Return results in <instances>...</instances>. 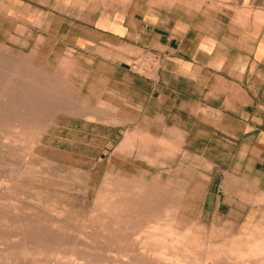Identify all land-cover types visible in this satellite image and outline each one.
<instances>
[{
  "label": "rangeland",
  "instance_id": "374dc122",
  "mask_svg": "<svg viewBox=\"0 0 264 264\" xmlns=\"http://www.w3.org/2000/svg\"><path fill=\"white\" fill-rule=\"evenodd\" d=\"M14 2L6 0V8L27 26L20 27L26 37L0 43V254L9 259L2 255L0 264H263L264 193L242 185L233 206H224L212 197L208 167L197 169L184 156L174 169L157 143L107 124L124 120L83 119L99 110L78 103L75 63L70 58L61 68L27 43L28 30L60 6L70 14L78 8L81 18L92 7H111L119 19L128 0Z\"/></svg>",
  "mask_w": 264,
  "mask_h": 264
},
{
  "label": "crops",
  "instance_id": "0c3cea01",
  "mask_svg": "<svg viewBox=\"0 0 264 264\" xmlns=\"http://www.w3.org/2000/svg\"><path fill=\"white\" fill-rule=\"evenodd\" d=\"M68 9L45 13L27 43L61 68L75 63L78 103L99 110L83 119L124 120L107 124L157 143L174 169L184 156L208 167L224 206L242 185L264 193V0H128L119 19L111 7ZM21 26L0 0V43L26 37ZM143 52L155 55L149 75L133 66Z\"/></svg>",
  "mask_w": 264,
  "mask_h": 264
},
{
  "label": "bare ground",
  "instance_id": "6f19581e",
  "mask_svg": "<svg viewBox=\"0 0 264 264\" xmlns=\"http://www.w3.org/2000/svg\"><path fill=\"white\" fill-rule=\"evenodd\" d=\"M10 97H11V96H10ZM3 100H5V99H3ZM17 130H18V129H17ZM34 132H35V131H34ZM10 135H11V134H10ZM11 139H12V138H11ZM14 139H15V138H14ZM3 141H5V140H3ZM11 141H12V140H11ZM16 141H17V139H16ZM21 142H22V141H21ZM21 142H20V143H21ZM3 143H4V142H3ZM3 143H2V144H3ZM7 143H9V142H7ZM26 143H27V142H26ZM16 144H17V142H16ZM16 144H14V145H16ZM18 144H19V141H18ZM9 145H10V143H9ZM10 146H11V145H10ZM32 146H33V145H32ZM8 147H9V146H8ZM13 148H14V147H13ZM2 150H3V149H2ZM25 151H27V150H25ZM123 191H124V190H123ZM123 193H126V191L123 192ZM126 194H127V193H126ZM142 194H143V193H142ZM117 197H118V195H117ZM5 199H6V198H5ZM120 199H121V198H120ZM10 200H11V199H10ZM8 201H9V200H8ZM110 202H111V201H110ZM110 202H109V203H110ZM114 203H115V202H114ZM122 203H123V202H122ZM7 204H8V203H7ZM107 204H108V203H107ZM3 205H4V204H3ZM105 205H106V202H105ZM113 205H114V204H113ZM120 205H121V204H120ZM122 205H124V204H122ZM125 205H126V204H125ZM162 205H163V204H162ZM103 206H104V205H103ZM115 206H116V205H115ZM139 206H141V204H139ZM119 207H120V206H119ZM125 207H126V206H125ZM0 208H1V207H0ZM18 208H19V207H18ZM108 209H109V208H108ZM108 209H106V211H107ZM111 209H112V208H111ZM122 209H123V208H122ZM2 210H3V209H2ZM28 210H29V209H28ZM50 210H51V209H50ZM16 211H17V210H16ZM29 211H30V210H29ZM55 211H56V210H55ZM106 211H105V212H106ZM110 211H111V210H110ZM110 211H109V212H110ZM139 211H140V210H139ZM33 212H34V211H33ZM63 212H64V211H63ZM111 212H114V211H111ZM125 212H126V211H125ZM151 212H152V211H151ZM3 213H4V212H3ZM6 213H7V212H6ZM12 213H13V212H12ZM14 213H17V212H14ZM106 213H107V215L109 214L108 211H107ZM9 214H10V213H9ZM18 214H19V213H18ZM38 214H39V213H38ZM27 215H28V214H27ZM30 215H31V214H30ZM125 215H126V214H125ZM0 216H1V215H0ZM3 216H5V213H4ZM9 216H10V215H9ZM16 216H17V215H16ZM19 216H23V215L20 214ZM31 216H32V215H31ZM120 216H121V215H120ZM33 217H34V216H33ZM4 218H5V217H4ZM19 218H20V217H19ZM25 218L27 219V217H25ZM121 218H122V216H121ZM0 219H1V218H0ZM20 219H21V218H20ZM20 219H19V221H22V220H20ZM22 219H23V218H22ZM26 219H24V220H26ZM36 219H37V218H36ZM39 219H41V218L39 217ZM39 219H38V220H39ZM2 220H3V219H2ZM17 220H18V219H17ZM27 220H28V219H27ZM48 220H49V219H48ZM121 220H122V219H121ZM9 221H10V220H9ZM13 221H14V220H13ZM15 221H16V220H15ZM29 221H33V220H29ZM29 221H28V222H29ZM54 221H55V220H54ZM119 221H120V220H119ZM123 221H125V220H123ZM2 222H3V221H2ZM4 222H5V221H4ZM24 222H25V221H24ZM38 222H39V221H38ZM7 223H8V222H7ZM7 223H6V225H7ZM9 223H10V222H9ZM11 224H12V223H11ZM40 224H41V223H40ZM42 225H43V224H42ZM14 226H15V225H14ZM142 226H143V225H142ZM151 226H152V225H151ZM156 226H157V225H156ZM156 226H154V227H152V228L154 229ZM167 226H169V225H167ZM18 227H19V226H18ZM21 227H22V225H21ZM26 227H27V226H26ZM147 227H148V226H147ZM159 227H160V226H159ZM5 228H6V227H5ZM11 228H12V227H11ZM27 228H28V227H27ZM31 228H32V227H31ZM35 228H36V227H35ZM38 228H39V227H38ZM161 228H162V227H161ZM13 229H16V228H13ZM32 229H33V228H32ZM39 229H40V228H39ZM42 229H43V228H42ZM158 229H160V228H158ZM167 229L169 230V228H167ZM256 229H257V228H256ZM27 230H28V229H27ZM30 230H31V229H30ZM33 230H35V229H33ZM33 230H32V231H33ZM149 230H151V229L149 228ZM149 230H148V232H149ZM164 230H165V229H164ZM0 231H1V230H0ZM4 231H5V230H4ZM8 231H9V230H8ZM35 231H36V230H35ZM35 231H34V232H35ZM37 231H38V229H37ZM39 231H40V230H39ZM151 231H154V230H151ZM155 231H157V230L155 229ZM18 232H20V231H18ZM18 232H17V233H18ZM162 232H163V231H162ZM2 233H5V232H1V234H2ZM6 233H7V232H6ZM6 233H5V234H6ZM11 233H12V232H11ZM24 233H25V232H24ZM27 233H28V232H27ZM42 233H43V232H42ZM47 233H48V232H47ZM49 233H50V232H49ZM103 233H104V231H103ZM105 233H106V232H105ZM150 233H151V232H150ZM168 233H170V232H168ZM168 233H167V234H168ZM173 233H174V231H173ZM173 233H171V235H172ZM9 234H10V233H9ZM9 234L7 233L8 236H9ZM28 234H29V233H28ZM40 234H41V232H39V235H40ZM108 234H109V233H108ZM111 234H112V233H111ZM111 234H110V235H111ZM147 234H148V233H147ZM155 234H156V233H155ZM164 234L166 235V233H164ZM174 234H175V233H174ZM13 235H14V234H13ZM15 235H16V234H15ZM36 235H37V234H36ZM51 235H52V234H51ZM53 235H54V234H53ZM149 235H150V234H149ZM0 236H1V235H0ZM5 236H6V235H5ZM24 236H25V235H24ZM33 236H34V235H33ZM81 236H82V235H81ZM123 236H124V235H123ZM123 236H122V237H123ZM145 236H146V234H145ZM153 236H154V235H153ZM153 236H151V237H153ZM157 236H158V235H157ZM160 236H161V235H159V237H160ZM172 236H173V235H172ZM176 236H177V234H176ZM180 236H181V235H180ZM180 236H179V237H180ZM1 237H2V236H1ZM39 237H40V236H39ZM44 237L47 238V236H44ZM54 237H55V236H54ZM61 237H62V236H61ZM61 237H60V238H61ZM74 237H75V236H74ZM154 237H155V236H154ZM174 237H175V236H174ZM179 237H178V238H179ZM183 237H184V236H183ZM10 238H12L11 235H10ZM24 238H25V237H24ZM108 238H109V237H108ZM110 238H111V237H110ZM160 238H161V237H160ZM160 238H159V239H160ZM162 238H164V237L162 236ZM162 238H161V239H162ZM166 238H167V236H166ZM166 238H165V239H166ZM170 238H171V237H170ZM176 238H177V237H176ZM176 238H175V240H176ZM184 238H185V237H184ZM29 239H30V238H29ZM41 239H42V238H41ZM145 239L148 240V238H145ZM159 239H158V240H159ZM165 239H163V240H165ZM168 239H169V238H168ZM262 239H263V238H262ZM30 240H31V239H30ZM47 240L49 241V239H47ZM54 240H55V239H54ZM54 240H53V241H54ZM83 240H84V239H83ZM156 240H157V239H156ZM175 240H174V241H175ZM177 240H178V239H177ZM180 240H184V239H183V238L181 239V237H180ZM253 240H254V238H253ZM253 240H250V241H253ZM263 240H264V239H263ZM0 241H1V240H0ZM9 241H10V240H9ZM24 241H26V240H24ZM149 241L151 242L150 239H149ZM159 241H160V240H159ZM168 241H169V240H168ZM250 241H249V243H250ZM16 242H17V241H16ZM19 242H21V241H19ZM59 242H60V241H59ZM59 242H58L57 244H59ZM62 242L64 243V240H63ZM65 242H66V241H65ZM68 242H69V241H68ZM144 242H148V241H144ZM153 242H154V240L152 241V243H153ZM161 242H162V241H161ZM172 242H173V239H172ZM191 242H192V241H191ZM191 242H190V244H191ZM255 242H256V241H255ZM17 243H18V242H17ZM25 243H26V242H25ZM30 243H31V242H30ZM148 243H149V242H148ZM148 243H147V244H148ZM169 243H170V242H169ZM173 243H174V242H173ZM177 243L179 244L180 242L177 241ZM186 243H188V242L186 241ZM20 244H21V243H20ZM23 244H24V243H23ZM64 244H65V243H64ZM77 244H78V243H77ZM192 244H194V241L192 242ZM14 245H16V243H15ZM66 245H67V244H66ZM161 245H163V243H161ZM165 245H167V244H165ZM165 245H164V246H165ZM170 245H171V243H170ZM172 245H173V244H172ZM195 245H196V244H195ZM7 246H8V245H7ZM10 246H11V245H10ZM17 246H18V245H17ZM17 246H16V247H17ZM168 246H169V245H168ZM18 247H19V246H18ZM66 247H67V246H66ZM145 247H146V246H145ZM250 247H251V246H250ZM12 248H15V247H12ZM22 248H23V247H22ZM24 248H26V247L24 246ZM163 248H164V247H163ZM165 248H167V246H166ZM165 248H164V249H165ZM170 248H171V247H170ZM173 248H174V247H173ZM178 248H179V247H178ZM178 248H177V249H178ZM10 249H11V248L7 249V247H6V249H4V250H5V251H6V250L9 251ZM15 249H16V248H15ZM18 249H19V248H18ZM18 249H17V250H18ZM26 249H27V248H26ZM26 249H25V251H26ZM66 249H67V248H66ZM72 249H73V248H72ZM164 249H163V250H164ZM21 250H22V249L20 248V252H21ZM28 250H29V249H28ZM67 250H68V249H67ZM75 250H77V249H75ZM142 250H143V249H142ZM160 250H161V249H160ZM163 250H162V251H163ZM8 251L5 252V255L8 254ZM42 251H43V250H42ZM57 251H60V250H57ZM62 251H63V249H62ZM78 251H79V250H78ZM110 251H111V250H110ZM158 251H159V250H158ZM2 252H3V251H2ZM22 252H23V251H22ZM22 252H21V253H22ZM28 252H29L28 254L30 255V251H28ZM36 252H37V251H36ZM73 252H74V251H73ZM73 252H72V253H73ZM76 252H77V251H76ZM152 252H153V251H152ZM165 252H166V251H165ZM187 252H188V251H187ZM10 253H11V252H10ZM23 253H24V252H23ZM23 253H22V254H23ZM34 253H35V252H33V254H34ZM58 253H59V252H58ZM58 253H57V254H58ZM85 253H86V252H85ZM160 253H161V252H159V254H160ZM188 253H189V252H188ZM3 254H4V253H3ZM3 254H0V257H1ZM17 254H20V253H19V250H18V253H17ZM25 254H26V253H25ZM41 254H42V253H41ZM64 254H65V253H64ZM152 254H153V253H152ZM157 254H158V253H157ZM159 254H158V255H159ZM162 254H163V253H162ZM174 254H175V253H174ZM179 254H180V252H179ZM179 254H178V255H179ZM240 254H241V253H240ZM262 254H263V253H262ZM9 255H11V254H9ZM12 255H14V254L12 253ZM55 255H56V254H55ZM60 255H61V254H60ZM137 255H138V254H137ZM154 255H155V253H154ZM160 255H161V254H160ZM164 255H165V254H164ZM170 255H171V254H170ZM37 256H38V255H37ZM37 256H36V257H37ZM71 256H72V255H71ZM79 256H80V255H79ZM132 256H133V255H132ZM141 256H142V255H141ZM155 256H157V255H155ZM168 256H169V254H168ZM23 257H25V256H23ZM30 257H32V256L30 255ZM30 257H28V258H30ZM76 257H77V256H76ZM124 257H125V256H124ZM159 257H163V256H159ZM159 257H158V258H159ZM165 257H166V256H165ZM178 257H180V256H178ZM3 258H4V255H3ZM6 258H7V257H5L4 259H6ZM37 258H38V257H37ZM61 258H62V257H61ZM125 258H126V257H125ZM144 258H145V257H144ZM173 258H174V257H173ZM176 258H177V256H176ZM7 259H8V258H7ZM7 259H6V262L9 260V259H8V260H7ZM11 259H12V258H11ZM22 259H23V258H22ZM77 259H78V258H77ZM81 259H82V258H81ZM81 259H79V260H81ZM112 259H113V258H112ZM171 259H172V258H171ZM187 259H188V258H187ZM260 259H261V258H260ZM1 260H2V259H1ZM1 260H0V262H1ZM16 260H17V259H16ZM23 260H24V259H23ZM40 260H41V259H40ZM58 260H59V259H58ZM83 260H84V259H83ZM188 260H189V259H188ZM258 260H259V259H258ZM262 260H263V259H262ZM13 261H14V260H13ZM37 261H38V260H37ZM45 261H47V260H45ZM76 261H77V260H76ZM92 261H93V260H92ZM111 261H112V260H111ZM116 261H117V259H116ZM133 261H134V260H133ZM133 261H132V262H133ZM166 261H167V260H166ZM168 261H170V259H169ZM181 261H182V260H181ZM246 261H247V260H246ZM254 261H255V260H254ZM259 261H260V260H259ZM263 261H264V260H263ZM16 262H17V261H16ZM88 262H89V261H88ZM136 262H138V261H136ZM184 262H186V261L184 260ZM187 262H188V261H187ZM261 262H262V261H260L259 264H260ZM42 263H43V262H42ZM139 263H140V262H139ZM139 263H138V264H139ZM171 263H173V262L171 261ZM251 263H253V262H251ZM15 264H16V263H15ZM23 264H24V263H23ZM38 264H39V263H38ZM40 264H41V263H40ZM44 264H45V263H44ZM48 264H49V262H48ZM53 264H54V262H53ZM70 264H71V263H70ZM79 264H82V263L80 262ZM94 264H95V263H94ZM133 264H134V262H133ZM174 264H175V263H174ZM177 264H178V263H177ZM245 264H246V263H245ZM255 264H256V263H255ZM261 264H262V263H261ZM263 264H264V263H263Z\"/></svg>",
  "mask_w": 264,
  "mask_h": 264
},
{
  "label": "built area",
  "instance_id": "2783aa9c",
  "mask_svg": "<svg viewBox=\"0 0 264 264\" xmlns=\"http://www.w3.org/2000/svg\"><path fill=\"white\" fill-rule=\"evenodd\" d=\"M133 66L142 74L149 75L155 70L157 63L155 62V55L148 52L139 54L133 60Z\"/></svg>",
  "mask_w": 264,
  "mask_h": 264
}]
</instances>
